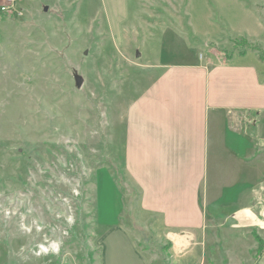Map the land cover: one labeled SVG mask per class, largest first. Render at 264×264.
Returning <instances> with one entry per match:
<instances>
[{
	"label": "rangeland",
	"instance_id": "374dc122",
	"mask_svg": "<svg viewBox=\"0 0 264 264\" xmlns=\"http://www.w3.org/2000/svg\"><path fill=\"white\" fill-rule=\"evenodd\" d=\"M107 1L17 0L20 15L0 12V264H99L98 235L112 223L150 264L197 255L193 244L167 247L121 168L126 110L167 67L203 56L263 73L264 0H124L121 31L108 28ZM259 191L262 212L264 183ZM258 238L241 242L259 247ZM208 242L197 264H227L216 238ZM50 243L54 251L40 252ZM112 245L124 252L127 243Z\"/></svg>",
	"mask_w": 264,
	"mask_h": 264
},
{
	"label": "crops",
	"instance_id": "0c3cea01",
	"mask_svg": "<svg viewBox=\"0 0 264 264\" xmlns=\"http://www.w3.org/2000/svg\"><path fill=\"white\" fill-rule=\"evenodd\" d=\"M107 2L108 28L121 31L124 0ZM203 57L170 65L129 105L125 168L174 253L193 244L189 264H197L216 238L227 264H243L264 254L256 240L241 242L253 233L264 240V211L256 206L264 183V72ZM118 239L124 252L112 245ZM97 246L99 264H150L119 223L101 229Z\"/></svg>",
	"mask_w": 264,
	"mask_h": 264
},
{
	"label": "built area",
	"instance_id": "2783aa9c",
	"mask_svg": "<svg viewBox=\"0 0 264 264\" xmlns=\"http://www.w3.org/2000/svg\"><path fill=\"white\" fill-rule=\"evenodd\" d=\"M16 1L17 0H3L0 3V12L8 13V14L15 12V15H17V16L20 15V13H21L20 10H18L17 12L15 10L16 9V7H15ZM51 245H55V244L54 243H50L47 247L45 246V248H47L46 251H48V249H51L52 251H54V247L51 246Z\"/></svg>",
	"mask_w": 264,
	"mask_h": 264
},
{
	"label": "trees",
	"instance_id": "16d2710c",
	"mask_svg": "<svg viewBox=\"0 0 264 264\" xmlns=\"http://www.w3.org/2000/svg\"><path fill=\"white\" fill-rule=\"evenodd\" d=\"M239 54H244V52H241V53H239ZM259 57L264 59V57H263L262 54H259ZM226 60H229V58H227ZM23 159H24L25 163L22 164V169L25 170V168H26V166H27V162H28V156H24ZM118 159H119V161H120V158H118ZM120 165H121V168H123V169L125 170V172H126V168H125V162H124V160H123L122 162L120 161ZM116 179H118L117 176H116ZM256 237H257V236H256ZM258 241H259V238H258ZM262 242H263L262 240L259 241V243H260V244H259V247H258L259 250H262V249H263V245H264V243L262 244ZM136 245H138V244H136ZM167 247H170V244H169V243H167Z\"/></svg>",
	"mask_w": 264,
	"mask_h": 264
},
{
	"label": "water",
	"instance_id": "95a60500",
	"mask_svg": "<svg viewBox=\"0 0 264 264\" xmlns=\"http://www.w3.org/2000/svg\"><path fill=\"white\" fill-rule=\"evenodd\" d=\"M47 6L43 7V10L46 11ZM74 79H75V84L76 86H80L81 85V77L78 74H74Z\"/></svg>",
	"mask_w": 264,
	"mask_h": 264
},
{
	"label": "bare ground",
	"instance_id": "6f19581e",
	"mask_svg": "<svg viewBox=\"0 0 264 264\" xmlns=\"http://www.w3.org/2000/svg\"><path fill=\"white\" fill-rule=\"evenodd\" d=\"M51 246H52V245H51ZM46 249H47V248H45V246H41V247H40V252H41V251H42V252H47Z\"/></svg>",
	"mask_w": 264,
	"mask_h": 264
}]
</instances>
